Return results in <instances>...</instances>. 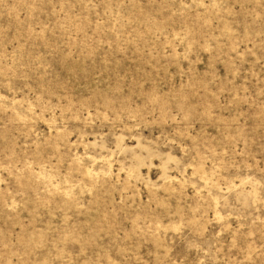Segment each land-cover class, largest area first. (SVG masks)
<instances>
[{"label":"rangeland","instance_id":"rangeland-1","mask_svg":"<svg viewBox=\"0 0 264 264\" xmlns=\"http://www.w3.org/2000/svg\"><path fill=\"white\" fill-rule=\"evenodd\" d=\"M0 264H264V0H0Z\"/></svg>","mask_w":264,"mask_h":264}]
</instances>
